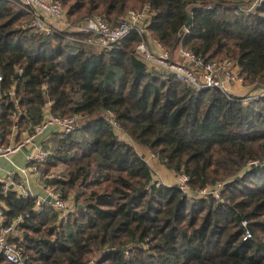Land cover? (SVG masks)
I'll list each match as a JSON object with an SVG mask.
<instances>
[{
	"label": "trees",
	"instance_id": "1",
	"mask_svg": "<svg viewBox=\"0 0 264 264\" xmlns=\"http://www.w3.org/2000/svg\"><path fill=\"white\" fill-rule=\"evenodd\" d=\"M59 2L74 25L96 14L115 24L147 6L146 30L172 57L183 48L206 62L230 59L245 84L264 87V0ZM32 20L15 0H0V144L10 145L14 131L17 142L31 132L47 107L82 122L69 135L54 134L44 163V173L64 170L49 183L73 204L65 219L0 186L7 221L29 215L24 238L13 241L25 264H264V98L244 106L149 70L134 56L137 32L103 50L84 34H42ZM118 131L186 175L190 193L154 182ZM251 162L260 165L248 170ZM218 184L220 200L198 196ZM246 230L252 238L244 241ZM0 264L8 263L0 256Z\"/></svg>",
	"mask_w": 264,
	"mask_h": 264
},
{
	"label": "built area",
	"instance_id": "2",
	"mask_svg": "<svg viewBox=\"0 0 264 264\" xmlns=\"http://www.w3.org/2000/svg\"><path fill=\"white\" fill-rule=\"evenodd\" d=\"M16 3L25 11L32 15L31 27L42 33L49 35L54 31H63L67 33H80L88 36L87 42L95 45L103 50H113L117 43L126 39L132 32H137L140 41L135 47L134 56L141 61L149 70H157L164 73L174 75L179 81L185 83L191 90L202 92L206 90H218L229 101L237 102L244 106L257 103L264 98V87L257 88L256 92H250L245 96H236L230 90V86L239 82L237 75L238 68L235 61L225 59L218 62H206L202 58L195 56L188 50L180 48L178 57L182 63H174L171 54L166 51L162 45L155 39H150L146 30L149 20V7L141 10L130 9L115 24L102 14H96L87 18L79 25L71 24L66 17V11L62 7L59 0H15ZM252 6H257L263 0H249ZM56 26L62 27L57 30ZM150 42V43H149ZM2 77L0 76V83ZM109 122L113 127H117V123L113 120V114H108ZM82 122L79 116L68 118L56 117L48 112L44 120L34 126L33 130L26 136V140L21 143H15L4 146L0 144V163L3 159L11 160V158L25 147H31V151L27 156L30 164L31 172H38L36 164H44L50 157V152L41 148L37 149L35 141L48 130H54L61 136L73 133ZM259 162H251L248 164V170L254 166H259ZM22 174H27V169L18 168ZM60 178L59 175H50L49 179ZM177 186L184 192L190 193L188 186V177L181 174L177 177ZM224 188V184H218L216 187L206 189L199 193L200 197L212 196L216 200H220V193ZM4 193L8 192V187L3 188ZM28 196V195H27ZM196 196V197H198ZM47 197L54 200L53 206L61 212L62 218H66L69 211L65 201L62 199L61 193L54 187L47 188ZM195 197V198H196ZM44 199H36V207L40 208ZM28 214H21L12 222L7 221L5 209L0 205V256L5 259L8 264H25L23 249L16 245L14 235L20 231L21 225L28 218ZM243 226L247 227L248 223L243 222ZM252 238V233L246 230L244 241ZM89 264H95L91 260Z\"/></svg>",
	"mask_w": 264,
	"mask_h": 264
},
{
	"label": "crops",
	"instance_id": "3",
	"mask_svg": "<svg viewBox=\"0 0 264 264\" xmlns=\"http://www.w3.org/2000/svg\"><path fill=\"white\" fill-rule=\"evenodd\" d=\"M150 39H153L150 35L148 36ZM254 88V87H253ZM253 88L250 85L247 84H240L236 83L230 90L232 93L236 96H241L243 94H246L253 90ZM46 115L48 114V107L45 110ZM56 132L52 130H48L44 135L40 136L35 141V146L37 149L41 148L45 151H48L51 153V149L55 147V143L57 141V136H54ZM18 132L14 131V136L11 144L17 143V136ZM24 135V133H23ZM119 135H122V140L126 143H129L134 146L136 151L145 158L146 162L149 164L152 170V162L159 161V164L164 166L158 157L153 155L149 149L142 147L133 141H131L125 134L121 133ZM25 138V135H24ZM10 144V145H11ZM31 151V147H25L22 150H20L17 154H15L11 160L3 159L0 163V186L8 187V191H11L15 194H17L18 197L21 198H28L33 197L35 199H44L45 201L42 202L40 208H44L46 205H52L53 203L49 201V198L47 197V188L50 186L49 183V176L54 173V169L52 168L50 173H44V170L46 169V164H36V167L38 168V172H31L29 170L30 167L34 166L35 164H30L27 161V156ZM159 166V165H157ZM165 167V166H164ZM18 168H24L28 170L27 174H22L17 170ZM166 169V167H165ZM168 173L166 174V181H163L166 185H175L174 183L177 181V175L173 173L172 171H169L166 169ZM165 176V174H164ZM7 193V192H6ZM28 195V196H27ZM0 205L5 209V212L8 211L7 206L4 203L0 202ZM54 207V206H53ZM55 208V207H54ZM34 210L39 212L41 211L39 208L37 209L36 205L34 207ZM24 238L23 233L20 231L16 232L14 235V240L21 241Z\"/></svg>",
	"mask_w": 264,
	"mask_h": 264
},
{
	"label": "rangeland",
	"instance_id": "4",
	"mask_svg": "<svg viewBox=\"0 0 264 264\" xmlns=\"http://www.w3.org/2000/svg\"><path fill=\"white\" fill-rule=\"evenodd\" d=\"M261 5V4H260ZM258 6V5H257ZM56 29L57 30H61L62 29V27H60V26H56ZM187 31V30H186ZM150 43V42H149ZM171 59H172V61L174 62V63H182V61L180 60V58L178 57V52L177 53H175V55H174V57H171ZM238 68V67H237ZM238 73V72H237ZM238 75V74H237ZM239 78V77H238ZM237 83H240V84H244L245 85V83H244V81L243 80H241L240 78H239V82H237ZM235 85V84H234ZM234 85H232V86H234ZM232 86H230L229 88H232ZM251 86V85H250ZM252 88H253V86H251ZM257 88H253V92H256L257 90H256ZM252 91H250V92H252ZM250 92H248V93H246V94H243V95H241V96H245V95H247V94H250ZM79 125H81V122H80V124ZM23 133H24V135H25V138H24V135H23ZM22 134H21V138H20V140L17 142V143H21V142H23L24 140H26V136L30 133V132H23ZM122 132L121 131H118L117 132V134H118V136H119V138L122 140V135H119V134H121ZM16 143V142H15ZM157 157V156H156ZM152 165V172H153V180H154V182H159V183H163V181H166V174L168 173V171H166V169H165V167L164 166H162V165H160L159 164V161H156V162H152L151 163ZM157 165H159V166H157ZM54 171V173L56 174V175H59V174H61V175H63V173H64V170H63V168L62 167H58V168H56V169H54L53 170ZM54 174V175H55ZM164 174H165V176H164ZM51 175H53V174H51ZM163 180V181H162ZM164 184V183H163ZM174 184H177V181L174 183ZM48 187H53L51 184H50V186H48ZM65 203H66V207H67V209H68V211L70 212L71 210H73V208H72V203H71V200H69V201H65Z\"/></svg>",
	"mask_w": 264,
	"mask_h": 264
},
{
	"label": "water",
	"instance_id": "5",
	"mask_svg": "<svg viewBox=\"0 0 264 264\" xmlns=\"http://www.w3.org/2000/svg\"><path fill=\"white\" fill-rule=\"evenodd\" d=\"M195 7H198V5H197V4H193V5H190V6L187 8L188 21H187V24H186V27H185V29H186L187 31L190 30L191 20H192V10H193ZM49 201H51L52 203H54V200H52V199H50V198H49Z\"/></svg>",
	"mask_w": 264,
	"mask_h": 264
}]
</instances>
